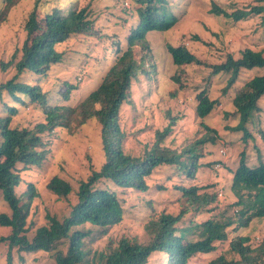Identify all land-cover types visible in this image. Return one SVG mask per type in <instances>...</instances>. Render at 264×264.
<instances>
[{
	"label": "rangeland",
	"instance_id": "obj_1",
	"mask_svg": "<svg viewBox=\"0 0 264 264\" xmlns=\"http://www.w3.org/2000/svg\"><path fill=\"white\" fill-rule=\"evenodd\" d=\"M35 1L14 0V7L5 18L0 19V85L16 74L14 66L4 70L3 65L11 61L18 62L21 58V54L16 55L15 52L22 48L26 40L27 34L23 27L35 8ZM49 1L41 0V9L53 3ZM58 2L60 5L61 2H78L79 8L89 5L92 9L94 35L73 36L67 42L56 46V50L64 55L60 64L54 65L46 74L40 76L27 72L20 77V81L41 86L42 91L47 94L50 106L73 110L101 85L117 59L118 50L121 48L124 51L127 48V38L139 24L138 10L145 6L142 0ZM213 3L230 13L264 5V2L258 0H161L160 5L172 12L175 22L167 31H152L147 34L151 56L149 62L146 61V68L150 75H143L134 82L131 103L123 105L119 127L123 136V150L133 157H144L155 143L156 132L163 131L173 120V130L166 139V144L171 149L181 150L204 136L207 133L204 126L216 131V143H207L204 146L205 156L199 159L192 177L188 175V171L177 166L161 165L155 168L147 178L149 189L144 193L132 188H121L108 180H100L95 187L109 190L118 196L124 208V220L107 230L88 224L79 227L92 229L85 241V249L90 257L96 251H107L109 244H116L122 237L136 238L140 242L149 239L145 226L152 218L163 214L177 215L180 212L185 201L180 187H210L206 192L218 193L220 202L217 207L220 210L233 205L236 199L231 193V185L242 152L247 154L250 167H257L264 162V96L258 102L259 110L248 124L255 139L244 143L242 133L229 130L239 122L233 106L235 92L255 76L262 75L264 68L244 69L227 95H223V88L227 84L228 76L219 75L212 77L210 81L212 69L209 68V65L225 62L228 55L235 59L240 58L246 49L264 53V23L259 15H251L240 21L217 15L212 13ZM4 7L5 4L0 0L1 17ZM43 18L44 15L39 13V19ZM171 19L170 17L167 20ZM169 47L187 48L200 64L192 63L180 67L174 65L168 52ZM175 78H179V81ZM66 83L75 86L67 97L63 96ZM202 91L211 99L220 101V105L203 120L195 112L197 96ZM21 98L23 102L17 103L7 92H2L0 118L11 116L12 128H32L44 122L45 115L38 104L32 103L28 96ZM13 109L16 113H12ZM44 144L47 159L40 168L23 170V166H19L22 169V182L17 189L18 193L25 192L28 183H32L38 195L30 206L27 233L29 240H32L39 227L49 225L47 215L60 220L69 217L77 202L76 193L80 182L87 180L93 171H100L107 162L101 125L95 119L83 126L58 128L47 133ZM53 177L69 182L73 193L67 198L52 194L47 189V184ZM235 211L233 208L231 213ZM0 212L11 214L1 192ZM215 213L187 214L177 225V235L187 229L193 230L197 224L211 218ZM10 230L0 227V237L8 236ZM237 236L250 238V245L256 247L264 237V218L254 219L246 229H229V240L218 243L216 252L198 255L190 264H209L220 255L227 254L230 243ZM7 262L8 246L1 244L0 264ZM13 264L57 263L47 252L19 253L14 250ZM149 264H167V256L154 253Z\"/></svg>",
	"mask_w": 264,
	"mask_h": 264
},
{
	"label": "trees",
	"instance_id": "obj_2",
	"mask_svg": "<svg viewBox=\"0 0 264 264\" xmlns=\"http://www.w3.org/2000/svg\"><path fill=\"white\" fill-rule=\"evenodd\" d=\"M1 1L5 4L1 11L3 15L0 16L3 19L15 2ZM51 1L53 3L43 9L40 6L41 0L35 1V8L23 27L27 34L26 40L22 48L15 52L16 55L20 53L21 58L18 62L11 61L3 65L4 70L14 66L16 74L0 85V94L7 92L17 103L23 102L21 96H28L45 115V121L32 128H12L11 116L0 118V192L11 213L0 212V227L11 229L8 236L0 237V245L8 246L7 264H13L14 250L19 253L47 252L57 264H149L154 253L166 255L167 264H190L198 255L216 252L218 243L229 240V229H246L254 219L264 218V162L257 167H250L247 154L242 152L231 185V193L236 199L233 205L220 210L217 207L220 202L218 193L206 192L210 187H180L185 200L180 212L177 215L163 214L152 218L145 226L149 239L140 242L136 238L122 237L116 244H109L107 251H96L92 257L89 256L85 241L92 229L79 227L88 224L107 230L124 220V208L118 196L109 190L95 187L100 180H108L121 188H132L144 193L149 189L147 178L161 165L177 166L188 171V175L192 177L199 159L205 156L204 146L216 143V131L203 125L207 131L204 136L181 150H173L166 144L175 124L173 120L163 131L156 132L155 143L144 157H133L123 150V136L119 127L122 107L131 103L134 82L143 75H150L146 61L149 62L151 51L146 36L152 31H167L175 22L172 12L160 5L161 0H142L145 7L138 10L139 24L128 36L127 48L124 51L121 48L118 50L115 63L94 92L73 110L50 106L41 86L23 83L20 77L27 72L38 76L46 74L64 58L63 53L56 50V46L73 36L94 35L92 9L89 5L79 8L78 2H61L60 5L58 0L49 2ZM39 13L44 15L41 20ZM212 13L235 21L259 15L264 23V5L230 13L213 3ZM170 17L172 19L167 20ZM168 52L174 65L178 67L200 64L195 55L185 47H169ZM209 68L212 69L210 81L212 77L219 75L228 76L223 88V95H227L244 69L264 68V53L246 49L240 58L228 55L225 62L209 65ZM175 79L179 81V78ZM65 86L63 96L67 97L75 86L68 83ZM263 96L264 73L255 76L235 92L233 106L239 122L229 130L242 133L244 143L255 139L248 124L259 110L258 102ZM197 98L195 112L201 120L220 105L219 100L211 99L205 91L200 92ZM12 113H16V110L13 109ZM92 119L101 125L107 162L100 171H93L87 180L80 182L76 193L77 202L70 216L60 220L47 215L49 225L39 227L32 240H29L27 233L30 206L38 195L32 183H28L25 192L18 193L17 189L22 182V169L19 166L22 165L23 170L40 168L47 159V151L44 149V136L47 133L58 128L83 126ZM47 189L60 198H67L74 191L69 182L59 177H53L48 182ZM233 208L236 211L231 213ZM191 212L208 215L216 213L197 224L193 230L187 229L177 235V225ZM228 254L233 257L229 258ZM209 264H264V237L256 247H252L250 238L237 236L230 243L229 252L213 259Z\"/></svg>",
	"mask_w": 264,
	"mask_h": 264
}]
</instances>
